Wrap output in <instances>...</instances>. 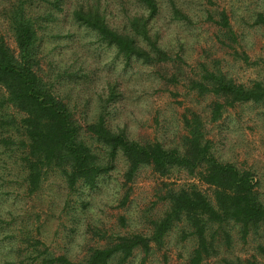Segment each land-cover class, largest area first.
Here are the masks:
<instances>
[{
  "label": "rangeland",
  "instance_id": "374dc122",
  "mask_svg": "<svg viewBox=\"0 0 264 264\" xmlns=\"http://www.w3.org/2000/svg\"><path fill=\"white\" fill-rule=\"evenodd\" d=\"M12 1L0 0V36L15 50L4 14ZM158 1L159 11L151 23L169 57L166 61L125 63L113 48L74 23L70 9L65 8L56 20L47 22L41 69L51 77L62 76L56 83L58 94L70 105L85 140L89 138L84 125L97 118L98 95L106 96L108 84H115L120 96L105 107L106 123L113 130H124L130 139L180 147L186 135L183 115L198 114L214 155L250 171L264 203V102L226 107L213 121L210 111L215 96L200 95L191 86L204 68L243 85L264 82V0H174L188 20L173 17L169 0ZM138 11V0H109L106 16L112 27L119 28ZM221 13L227 17L231 34L219 23ZM74 59L86 76L67 74L78 66ZM7 115L16 121L20 118L12 107L0 111L1 119ZM4 126L0 124V137H9L12 143L0 142V264H41L44 258L59 255L81 262L91 248H102L118 235L149 236L151 222L169 206L165 194L170 189L195 187L213 201L211 188L184 169H172L160 177L151 167L142 166L126 183L127 164L121 154L114 169L92 189H68L60 172L53 169L40 188L30 193L21 164L19 141L24 138ZM190 231L184 221L177 223L160 246L152 242L147 255L136 249L124 264H187L196 244ZM211 235L216 252L207 259L209 264L236 258L262 260L259 247L264 246V225L245 238L235 224L212 225L207 236Z\"/></svg>",
  "mask_w": 264,
  "mask_h": 264
},
{
  "label": "trees",
  "instance_id": "16d2710c",
  "mask_svg": "<svg viewBox=\"0 0 264 264\" xmlns=\"http://www.w3.org/2000/svg\"><path fill=\"white\" fill-rule=\"evenodd\" d=\"M138 2L140 11L115 28L106 16L109 0L12 1L4 14L16 48L10 49L0 36V111L12 107L20 113V118L16 121L14 116L7 115L6 119L0 118V124L5 125L4 128H14L24 138L19 141L21 164L30 193L40 188L46 173L53 169L60 172L68 189L75 190L77 186L92 189L101 176L114 169L116 158L121 154L127 164L126 183L132 181L142 166L151 167L160 177L168 176L172 169H184L211 188L213 201L195 187L170 189L165 194L169 206L160 218L151 222L149 236L140 233L118 235L102 248H91L84 261L75 262L59 255L46 257L41 264H110L112 261L124 264L136 249L147 255L152 242L160 246L166 234L182 221L191 228L190 234L196 240L187 264H209L207 259L216 252L214 235L207 236L212 225L219 228L224 224H235L242 238L264 225V203L258 198L254 175L233 163L222 162L214 155L213 143L205 136L198 114L183 115L186 135L180 147L167 148L157 140H133L124 130H113L106 123L105 107L120 96L116 85L108 84L106 96L98 95L100 112L97 118L84 125L89 138L85 140L70 105L58 94L56 83L62 76L57 73L51 77L41 69L47 22L56 20V14L65 8L70 9L74 23L95 34L100 43L113 48L127 64L132 59L146 64L169 59L160 45L159 33L153 30L151 23L158 14L159 1ZM169 2L175 19L188 20L174 0ZM219 23L231 34L224 13H221ZM242 57L248 60L246 55ZM73 62L78 66L67 74L83 77L86 74L83 66L76 64L77 59ZM191 86L200 95L215 96L210 111L213 121L221 117L226 107L264 102V82L243 85L220 71L207 68L203 69L199 80L191 82ZM0 142L7 146L12 140L0 137ZM94 143L98 148H94ZM259 251L261 261L236 258L224 259V264H264V246H260Z\"/></svg>",
  "mask_w": 264,
  "mask_h": 264
}]
</instances>
